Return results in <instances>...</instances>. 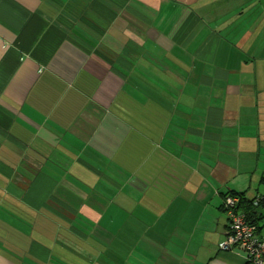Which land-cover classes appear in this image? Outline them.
<instances>
[{"label":"crops","instance_id":"obj_1","mask_svg":"<svg viewBox=\"0 0 264 264\" xmlns=\"http://www.w3.org/2000/svg\"><path fill=\"white\" fill-rule=\"evenodd\" d=\"M232 193L264 195V0H0V264H247Z\"/></svg>","mask_w":264,"mask_h":264},{"label":"built area","instance_id":"obj_2","mask_svg":"<svg viewBox=\"0 0 264 264\" xmlns=\"http://www.w3.org/2000/svg\"><path fill=\"white\" fill-rule=\"evenodd\" d=\"M240 203L238 195L225 197L223 206L229 224L221 250L243 254L247 264H264V235L259 234L258 227L239 210ZM253 206L264 209V195L258 197Z\"/></svg>","mask_w":264,"mask_h":264},{"label":"trees","instance_id":"obj_3","mask_svg":"<svg viewBox=\"0 0 264 264\" xmlns=\"http://www.w3.org/2000/svg\"><path fill=\"white\" fill-rule=\"evenodd\" d=\"M227 195H231V194H227ZM226 195V196H227ZM232 195H238V196H240L241 197V205L243 204V203H245V208H244V206L242 207V206H239V208L241 207V208H243V209H245V215H246V218H247V220L250 222V223H252V224H254V225H256L257 227H258V222L256 221V214H257V209H261V210H264L263 208H258V207H254L253 206V202L258 198H255V199H252V200H250V199H248L246 196H244V195H239V194H233L232 193ZM225 196V197H226ZM259 228V227H258ZM258 231H259V229H258Z\"/></svg>","mask_w":264,"mask_h":264}]
</instances>
